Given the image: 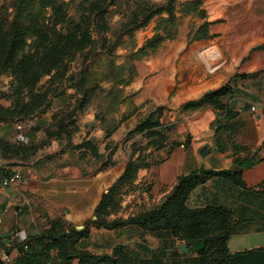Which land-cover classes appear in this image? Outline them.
<instances>
[{
  "label": "rangeland",
  "instance_id": "obj_1",
  "mask_svg": "<svg viewBox=\"0 0 264 264\" xmlns=\"http://www.w3.org/2000/svg\"><path fill=\"white\" fill-rule=\"evenodd\" d=\"M14 2L0 0V36L15 26ZM218 18L220 27L211 24ZM261 20L264 0H55L36 10L24 23L29 33L23 54L40 49L37 82L24 86L10 71H0V174L16 176L12 186L0 187V264H13L21 244L53 223L82 230L103 197L106 214L97 218L108 223L159 208L169 194L155 196L156 178L182 164L204 112L215 115L211 129L236 117L229 109L238 103L233 91L220 108L184 110L173 101L178 85L192 69L218 85L222 75L225 82L242 78L234 67L244 41L237 36ZM77 26L92 44L49 68L45 58L53 60ZM208 28L212 33L199 39ZM155 36L162 40L149 44ZM241 85L234 90L243 92ZM147 120L154 126L141 130ZM129 165L133 175L121 180ZM189 197L186 204L194 208ZM150 226L89 224L87 251L100 256L118 246L131 264L150 259L162 243ZM252 240L260 244L264 236Z\"/></svg>",
  "mask_w": 264,
  "mask_h": 264
},
{
  "label": "trees",
  "instance_id": "obj_2",
  "mask_svg": "<svg viewBox=\"0 0 264 264\" xmlns=\"http://www.w3.org/2000/svg\"><path fill=\"white\" fill-rule=\"evenodd\" d=\"M198 1L201 3V0ZM54 2L55 0H15V26L13 29H9L6 35L0 36V71H10L16 80L24 86H32L37 82L41 75L38 71L42 67L41 62L37 63L39 48L35 55L23 54V46L29 33V28L24 23L34 15L36 10L43 6H52ZM60 13V8H55L56 16ZM206 25L203 24L201 28L205 29ZM207 36L205 30L199 39H204ZM161 40L160 37L155 36L149 41V44H155ZM91 44L89 33L77 26L70 35L64 38L62 46L57 48V51L54 50L55 53L57 52L55 58L51 60V57H46L45 62L49 68L57 67L59 59L63 55H73ZM231 92L232 88L229 84H225L216 90L204 93L196 100L186 102L182 108L184 110L203 106L220 108V100ZM152 124L151 120H147L141 124L140 129H150L154 126ZM234 148L238 149L236 146ZM235 162L238 163L239 160L237 159ZM134 171L135 167L129 165L121 180L130 178ZM9 174L11 173L1 171L0 176ZM213 178H221L240 189H246L242 174L238 170L207 171L201 169L181 176L163 203L152 213L126 222L113 223L97 218L100 213L106 214V200L103 197L94 210L95 219L86 221L82 230L66 228L60 222L53 223L48 229L29 236L21 244L23 251L14 259L13 264H52L55 259L58 264H71L74 260H77V264H131L129 259L120 254L121 247L118 246L111 254L99 256L89 253L87 251L89 224L108 229L126 225L141 227L152 225L150 229L162 241L161 247L155 254H152L154 257L138 260L137 264H230L231 259L240 255L246 257L253 255L250 259L243 260L241 264H264L260 261L264 249L246 251L236 255L229 253L228 239L237 233L236 224L232 222V212L229 209L216 206L202 208L187 206V199L191 192ZM176 242H178V246L184 243L189 253L196 254V256L187 257L179 253L180 249L176 246ZM166 255L170 256L169 261H164ZM254 257L255 259H253ZM132 263L135 264V260Z\"/></svg>",
  "mask_w": 264,
  "mask_h": 264
},
{
  "label": "crops",
  "instance_id": "obj_3",
  "mask_svg": "<svg viewBox=\"0 0 264 264\" xmlns=\"http://www.w3.org/2000/svg\"><path fill=\"white\" fill-rule=\"evenodd\" d=\"M213 23L220 27L223 20L218 18L211 24ZM246 29V33L237 36L244 41L237 55L239 61L234 64L242 78H237V75L225 82L222 75L218 77V85L215 81H209L198 70L192 69L191 77L178 85L173 97L174 103L185 104L206 93L205 89L210 84L217 85L210 91L229 84L233 100L238 102L235 109L233 105H229V109L235 112L236 117L220 128L215 126L211 129L215 115L211 110L204 112L205 118L199 122L201 126L193 130L192 142L182 164L175 165L171 175H158L155 183V196L163 198L171 192L181 176L191 172L201 169L240 171L246 185L245 190L224 179L213 178L207 184L197 187L189 197V204L194 208L216 206L232 212L237 229V233L227 242L228 251L232 255L264 249V241L258 244L252 240L264 236V90L257 91L249 86L253 83L264 88V74L261 73L264 72V20L254 27L247 26ZM207 32L211 34L212 28H208ZM256 73L260 75H255ZM171 84L168 92L172 90ZM241 84L244 85L243 92H236L234 89H241ZM224 99L226 98L222 99L223 102ZM252 108H255L254 112L251 111ZM235 146L243 149L237 150ZM202 147L207 152L205 156L199 153ZM237 159L238 163L235 162ZM261 256L260 261L264 262V251ZM251 257L253 255H240L229 262L241 264Z\"/></svg>",
  "mask_w": 264,
  "mask_h": 264
},
{
  "label": "built area",
  "instance_id": "obj_4",
  "mask_svg": "<svg viewBox=\"0 0 264 264\" xmlns=\"http://www.w3.org/2000/svg\"><path fill=\"white\" fill-rule=\"evenodd\" d=\"M251 111L252 112L255 111V108H252ZM17 128L19 129L20 126H18ZM15 181H16V176L12 173L7 176L1 175L0 176V187H10L15 183Z\"/></svg>",
  "mask_w": 264,
  "mask_h": 264
},
{
  "label": "water",
  "instance_id": "obj_5",
  "mask_svg": "<svg viewBox=\"0 0 264 264\" xmlns=\"http://www.w3.org/2000/svg\"><path fill=\"white\" fill-rule=\"evenodd\" d=\"M199 153H200L201 156H205L207 154V152L204 150V147H202L200 149ZM179 248H180V252L181 253H187L188 252V249H187L185 244H180Z\"/></svg>",
  "mask_w": 264,
  "mask_h": 264
}]
</instances>
